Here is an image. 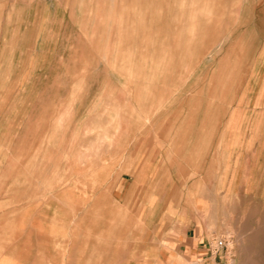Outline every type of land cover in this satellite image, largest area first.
<instances>
[{"label":"rangeland","instance_id":"obj_1","mask_svg":"<svg viewBox=\"0 0 264 264\" xmlns=\"http://www.w3.org/2000/svg\"><path fill=\"white\" fill-rule=\"evenodd\" d=\"M0 264H264V0H0Z\"/></svg>","mask_w":264,"mask_h":264},{"label":"built area","instance_id":"obj_2","mask_svg":"<svg viewBox=\"0 0 264 264\" xmlns=\"http://www.w3.org/2000/svg\"><path fill=\"white\" fill-rule=\"evenodd\" d=\"M208 246L211 256H220L227 249L228 243L226 239H216L214 243L209 242Z\"/></svg>","mask_w":264,"mask_h":264},{"label":"crops","instance_id":"obj_3","mask_svg":"<svg viewBox=\"0 0 264 264\" xmlns=\"http://www.w3.org/2000/svg\"><path fill=\"white\" fill-rule=\"evenodd\" d=\"M209 243L206 245V246H204V250H206V254H210L209 253ZM211 257H213V256H211ZM218 256H215V259L217 258Z\"/></svg>","mask_w":264,"mask_h":264},{"label":"bare ground","instance_id":"obj_4","mask_svg":"<svg viewBox=\"0 0 264 264\" xmlns=\"http://www.w3.org/2000/svg\"><path fill=\"white\" fill-rule=\"evenodd\" d=\"M214 37H215V36H214ZM214 37H213V38H214ZM218 38H219V37H218ZM215 39H216V37H215Z\"/></svg>","mask_w":264,"mask_h":264}]
</instances>
